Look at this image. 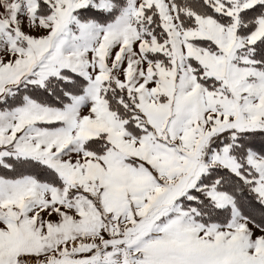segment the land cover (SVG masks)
I'll return each instance as SVG.
<instances>
[{
	"label": "snow or ice",
	"instance_id": "obj_1",
	"mask_svg": "<svg viewBox=\"0 0 264 264\" xmlns=\"http://www.w3.org/2000/svg\"><path fill=\"white\" fill-rule=\"evenodd\" d=\"M0 264H264V0H0Z\"/></svg>",
	"mask_w": 264,
	"mask_h": 264
}]
</instances>
